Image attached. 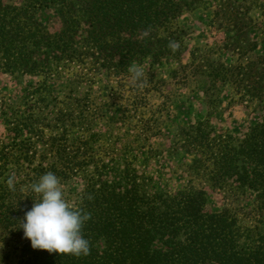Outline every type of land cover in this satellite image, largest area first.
<instances>
[{
  "label": "trees",
  "instance_id": "obj_1",
  "mask_svg": "<svg viewBox=\"0 0 264 264\" xmlns=\"http://www.w3.org/2000/svg\"><path fill=\"white\" fill-rule=\"evenodd\" d=\"M208 1L0 0V73L43 78L23 97L26 109L2 113L7 133L0 136V228L19 246L16 264H264V233L258 226L245 225L230 209H208L211 189L251 190L264 210V117L241 136L219 131L210 116L178 126L169 153L190 157L191 176L172 193L159 188L148 170L153 150L146 157L135 154L152 146L146 138L127 141L123 150L117 138L102 156L103 146L93 147L100 133L75 132L103 119V108L87 109L83 103L82 112L59 110V131L48 136L33 113L34 105L47 102L51 80L77 87L82 76L93 73L123 82L133 63L166 66L174 79L182 74L185 80L189 73L204 77L208 115L227 86L244 103L264 110V0H220L210 22L223 39L188 51L184 61L189 28L181 18ZM46 9L58 29L39 17ZM68 74L75 77L66 79ZM80 101L73 99L70 106ZM47 172L60 183L77 178L83 183L71 206L90 214L82 228L88 255L36 250L24 238L21 220L38 199L31 186ZM12 176L14 190L7 185Z\"/></svg>",
  "mask_w": 264,
  "mask_h": 264
},
{
  "label": "rangeland",
  "instance_id": "obj_2",
  "mask_svg": "<svg viewBox=\"0 0 264 264\" xmlns=\"http://www.w3.org/2000/svg\"><path fill=\"white\" fill-rule=\"evenodd\" d=\"M4 1L13 3L20 0ZM219 1L209 0L205 7L190 11L181 18L183 25L189 28L187 38L189 49L184 53V61L189 58L188 51L196 47L204 49L207 46L216 45L223 39L222 31L210 22L215 9L219 6ZM246 5L248 6V2ZM251 14L257 17L258 10L251 8ZM39 17L51 30L58 29V20L51 10L46 9L40 12ZM139 67L145 72L142 87L134 84L132 77H124V81L119 82L120 80L114 76L93 73H89L86 78L82 76L77 87L74 86L76 82L71 84L65 80H51L52 91L47 95V102H42L41 105L32 104L36 107L33 113L39 115L38 124L48 136L59 131L55 126L57 123L55 117L59 110L82 112L83 103H86L87 109L103 108L101 116L106 114L103 119H100V116L96 118L93 127V122L90 126L83 123L74 128L75 132L93 133L96 131L100 133L97 143L91 141L90 144L93 143V147L97 150L99 146H103V150H98L102 156L105 146L117 138L119 139L117 144L119 150H123L122 146L127 141L135 139L140 141L146 138L152 146L136 149L135 154L141 153V157H146L151 155V150H153L148 170L154 176L159 188L174 193L183 188L191 176L188 167L191 162L190 157L182 153H172V155L169 153L178 126L210 116L212 124L219 131L241 136L250 126L264 117V110L257 103H244L232 86L224 87L219 92L222 102L218 103L217 108L208 115L211 108L209 99L203 93L204 77L189 73L188 77L184 76L185 80L182 74L174 79L175 77L169 75V69L166 66H150L145 63ZM73 73L76 74V70ZM74 77L68 74L66 79ZM42 79L40 76L14 78L11 75L0 73L1 137L7 133L2 118L3 111L12 108L19 114V111L26 109L27 105L23 97L39 86V81ZM78 97L81 98L80 105L71 107L70 102ZM11 112L10 110L9 113ZM89 112L86 111L90 114ZM92 119L94 118H89L90 121ZM88 128L90 130H86ZM120 154L118 153L117 156L119 157ZM194 183L199 184L200 181L195 180ZM60 184L66 201L74 205L83 189V183L77 178ZM225 208L236 213L245 225L258 226L259 230L264 233V210L258 208L255 195L251 190L208 189V209L218 211ZM18 253V244L0 228V264H16Z\"/></svg>",
  "mask_w": 264,
  "mask_h": 264
},
{
  "label": "clouds",
  "instance_id": "obj_3",
  "mask_svg": "<svg viewBox=\"0 0 264 264\" xmlns=\"http://www.w3.org/2000/svg\"><path fill=\"white\" fill-rule=\"evenodd\" d=\"M128 71L133 83L142 87L144 70L133 63ZM14 179L12 176L7 180L10 190H14ZM31 187L38 199L34 200L32 208L25 213L20 226L24 238L30 240L31 247L77 257L88 255L89 242L82 235V228L91 218L90 214L74 208L66 201L60 180L53 172L43 174Z\"/></svg>",
  "mask_w": 264,
  "mask_h": 264
}]
</instances>
